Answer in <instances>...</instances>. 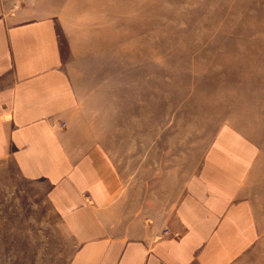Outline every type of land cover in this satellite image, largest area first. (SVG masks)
Returning <instances> with one entry per match:
<instances>
[{
	"label": "rangeland",
	"instance_id": "1",
	"mask_svg": "<svg viewBox=\"0 0 264 264\" xmlns=\"http://www.w3.org/2000/svg\"><path fill=\"white\" fill-rule=\"evenodd\" d=\"M19 3L56 23L85 126L126 184L169 180L178 198L222 137L223 164L252 149L244 177L264 185V0ZM45 192L0 163V264H70ZM255 199L254 242L220 264H264V197Z\"/></svg>",
	"mask_w": 264,
	"mask_h": 264
},
{
	"label": "crops",
	"instance_id": "2",
	"mask_svg": "<svg viewBox=\"0 0 264 264\" xmlns=\"http://www.w3.org/2000/svg\"><path fill=\"white\" fill-rule=\"evenodd\" d=\"M16 1L0 0V163L46 188L70 264H220L252 245L264 197L244 177L252 149L223 164L221 137L178 198L169 180L126 184L85 126L56 23Z\"/></svg>",
	"mask_w": 264,
	"mask_h": 264
},
{
	"label": "bare ground",
	"instance_id": "3",
	"mask_svg": "<svg viewBox=\"0 0 264 264\" xmlns=\"http://www.w3.org/2000/svg\"><path fill=\"white\" fill-rule=\"evenodd\" d=\"M203 96H204V94H203ZM205 97V96H204ZM221 98H224L223 96L222 97H219L218 99H221ZM194 100H196V99H194ZM198 102H200V101H198ZM222 113L224 112V110H222L221 111ZM250 114H248V116H249ZM240 126H244V125H241V124H239ZM247 131H249V126H247V128H245Z\"/></svg>",
	"mask_w": 264,
	"mask_h": 264
},
{
	"label": "built area",
	"instance_id": "4",
	"mask_svg": "<svg viewBox=\"0 0 264 264\" xmlns=\"http://www.w3.org/2000/svg\"><path fill=\"white\" fill-rule=\"evenodd\" d=\"M165 232H166V233H168L169 231H168V230H166Z\"/></svg>",
	"mask_w": 264,
	"mask_h": 264
}]
</instances>
